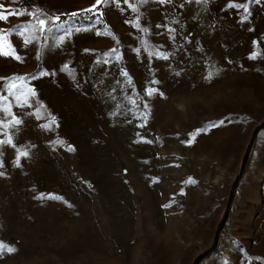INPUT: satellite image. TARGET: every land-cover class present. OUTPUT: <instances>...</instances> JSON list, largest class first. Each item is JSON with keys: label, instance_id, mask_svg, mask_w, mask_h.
Here are the masks:
<instances>
[{"label": "rangeland", "instance_id": "obj_1", "mask_svg": "<svg viewBox=\"0 0 264 264\" xmlns=\"http://www.w3.org/2000/svg\"><path fill=\"white\" fill-rule=\"evenodd\" d=\"M0 6V264H192L264 121V0ZM198 264H264V127Z\"/></svg>", "mask_w": 264, "mask_h": 264}, {"label": "water", "instance_id": "obj_2", "mask_svg": "<svg viewBox=\"0 0 264 264\" xmlns=\"http://www.w3.org/2000/svg\"><path fill=\"white\" fill-rule=\"evenodd\" d=\"M264 127V121H262L260 124H258L257 126L254 127V129L252 130V133L250 135V138L248 140V143L244 149V153L242 155V160L240 163V168L238 171V174L235 178V181L233 183V185L231 186L230 190H229V194H228V198H227V202H226V206H225V210L223 212L222 218L218 224V226L216 227L215 231H214V235H213V239L212 242L210 244V246L204 250L203 252L199 253L194 259L192 264H198L199 261H201L203 258H205L207 255H209L211 252H213V250H215L216 246H217V242H218V238H219V233L220 230L223 228L228 215H229V211H230V207H231V203H232V197H233V193L235 188L237 187L243 173L246 167V163H247V159L249 158L252 146L254 144L255 138L257 136V133Z\"/></svg>", "mask_w": 264, "mask_h": 264}, {"label": "snow or ice", "instance_id": "obj_3", "mask_svg": "<svg viewBox=\"0 0 264 264\" xmlns=\"http://www.w3.org/2000/svg\"><path fill=\"white\" fill-rule=\"evenodd\" d=\"M103 0H96V4L99 5L100 3H102ZM3 6H0V8H2ZM230 7H246L245 5H230ZM91 11V9H90ZM12 14H19V13H12ZM7 19V15L0 11V20H6ZM40 25L43 26L44 25V20H40L39 21ZM0 39H3L2 37H0ZM27 42V41H26ZM0 52H2V54L4 55H14V50H9V51H2L0 50ZM17 59H19V57H16ZM13 123L14 124H19L21 123L20 120H13ZM222 123V122H221ZM5 127H7V125H5ZM0 143H4V142H0ZM7 143H11V140L9 139L7 141ZM19 155L21 156H26L27 155V152H21ZM0 175H3V173H0ZM5 246L0 244V250H4ZM7 251H14V249H11V248H8Z\"/></svg>", "mask_w": 264, "mask_h": 264}, {"label": "trees", "instance_id": "obj_4", "mask_svg": "<svg viewBox=\"0 0 264 264\" xmlns=\"http://www.w3.org/2000/svg\"><path fill=\"white\" fill-rule=\"evenodd\" d=\"M97 8H101V7L98 6ZM83 14H87L88 15L89 13L88 12L87 13L79 12V13H76L75 15H72V16H74L75 18H78L77 16H83ZM68 16H70V15H60V19H64V18H66ZM79 18H81V17H79Z\"/></svg>", "mask_w": 264, "mask_h": 264}]
</instances>
